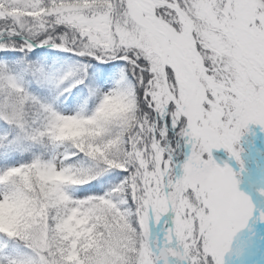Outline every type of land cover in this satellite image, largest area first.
<instances>
[{"label":"snow or ice","instance_id":"6c2138e0","mask_svg":"<svg viewBox=\"0 0 264 264\" xmlns=\"http://www.w3.org/2000/svg\"><path fill=\"white\" fill-rule=\"evenodd\" d=\"M0 264H264V0H0Z\"/></svg>","mask_w":264,"mask_h":264}]
</instances>
